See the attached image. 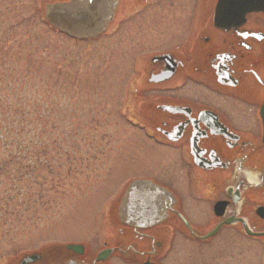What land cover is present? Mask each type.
Returning a JSON list of instances; mask_svg holds the SVG:
<instances>
[{"label": "flooded vegetation", "instance_id": "flooded-vegetation-1", "mask_svg": "<svg viewBox=\"0 0 264 264\" xmlns=\"http://www.w3.org/2000/svg\"><path fill=\"white\" fill-rule=\"evenodd\" d=\"M55 5L88 25L45 21L70 41L125 37L115 114L138 135L121 157L156 151L78 237L0 264H264V0H43L44 19Z\"/></svg>", "mask_w": 264, "mask_h": 264}, {"label": "rangeland", "instance_id": "rangeland-1", "mask_svg": "<svg viewBox=\"0 0 264 264\" xmlns=\"http://www.w3.org/2000/svg\"><path fill=\"white\" fill-rule=\"evenodd\" d=\"M124 39L73 42L43 0H0V261L78 237L113 183L150 176L155 149L121 157L138 133L115 114Z\"/></svg>", "mask_w": 264, "mask_h": 264}, {"label": "water", "instance_id": "water-1", "mask_svg": "<svg viewBox=\"0 0 264 264\" xmlns=\"http://www.w3.org/2000/svg\"><path fill=\"white\" fill-rule=\"evenodd\" d=\"M66 6L62 5H55V6H48L45 8V20L54 28L57 30H60L61 32H65L67 34H70L74 37H82V36H88L90 33L85 32V30H88L86 26H88L82 19L78 17H74L71 15L66 14ZM219 7V6H218ZM218 13H221V10L218 8ZM134 185H143L145 187L152 186L148 182L144 181H138L134 183ZM134 187V186H131ZM127 194L125 198L123 199V202L127 201ZM124 203V204H125ZM31 258H28V260Z\"/></svg>", "mask_w": 264, "mask_h": 264}]
</instances>
